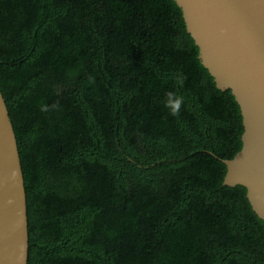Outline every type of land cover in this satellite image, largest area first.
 <instances>
[{"label":"trees","instance_id":"trees-1","mask_svg":"<svg viewBox=\"0 0 264 264\" xmlns=\"http://www.w3.org/2000/svg\"><path fill=\"white\" fill-rule=\"evenodd\" d=\"M198 55L175 0H0L27 264H264V220L223 184L240 107Z\"/></svg>","mask_w":264,"mask_h":264},{"label":"water","instance_id":"water-1","mask_svg":"<svg viewBox=\"0 0 264 264\" xmlns=\"http://www.w3.org/2000/svg\"><path fill=\"white\" fill-rule=\"evenodd\" d=\"M199 59L242 115V147L224 185H242L264 220V0H175ZM24 177L14 128L0 90V264H27Z\"/></svg>","mask_w":264,"mask_h":264},{"label":"clouds","instance_id":"clouds-1","mask_svg":"<svg viewBox=\"0 0 264 264\" xmlns=\"http://www.w3.org/2000/svg\"><path fill=\"white\" fill-rule=\"evenodd\" d=\"M182 82L181 79H178L177 85L182 84ZM184 100L185 98L183 95L178 94L177 92L168 91L165 93L164 105L172 115H178ZM41 109L47 110V106L41 105Z\"/></svg>","mask_w":264,"mask_h":264}]
</instances>
